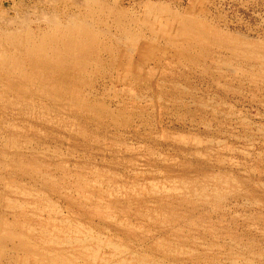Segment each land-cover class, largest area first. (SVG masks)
I'll list each match as a JSON object with an SVG mask.
<instances>
[{"label": "rangeland", "instance_id": "1", "mask_svg": "<svg viewBox=\"0 0 264 264\" xmlns=\"http://www.w3.org/2000/svg\"><path fill=\"white\" fill-rule=\"evenodd\" d=\"M84 1L0 0V25L17 27L16 14L24 12L64 18L85 12ZM98 1L135 19L124 39L127 44L140 40L135 59L152 27L190 31L194 21L211 41L206 47L200 39L185 53L153 48L138 82L119 76L101 51L96 54L101 68L85 76L92 84L60 90V102L33 92L23 102L16 93L0 96V150L6 151L0 152V232L6 230L3 219L17 217L32 224L33 243L77 252L76 264H140L141 253L165 264H193L195 246L200 254L218 256V264H232L233 258L264 264V0ZM95 18L106 22L112 16ZM215 38L232 41L223 47ZM239 39L254 55L233 52ZM176 54L187 58L170 63ZM19 150L35 158L40 172L24 173L11 164ZM212 185L243 193L255 188L259 201L244 196L217 206H182L179 192L185 187L193 197L195 188ZM154 188L171 193L149 195ZM178 208L186 212L173 221ZM204 219L214 224L213 235L204 230ZM194 220L200 221L194 227L200 233L193 232L192 242ZM78 238H87L85 249ZM158 238L170 249L161 251ZM41 263L14 251L12 243L0 244V264Z\"/></svg>", "mask_w": 264, "mask_h": 264}, {"label": "bare ground", "instance_id": "2", "mask_svg": "<svg viewBox=\"0 0 264 264\" xmlns=\"http://www.w3.org/2000/svg\"><path fill=\"white\" fill-rule=\"evenodd\" d=\"M81 3L79 2L78 4ZM83 4L89 7L85 12L70 13L64 18L55 12L43 11L40 15L33 16L29 12H24V14L19 15L15 11L14 16L15 14L16 16L18 15L17 18L15 17L14 22L12 18L10 20L12 19L11 21L17 24V27L5 28L0 25V96L5 97L16 93L15 98L23 102L26 101L24 96L33 92L38 97H47L55 102H60L62 100V91L60 90L70 89V91L74 92L81 85L92 84L91 79H87L85 76L91 69L99 70L101 68L100 64L96 62V54L101 51L106 52L110 56L109 64L112 68L117 69L119 76L130 78L133 82H138L141 80L138 77L139 71L142 70V67L148 62V59L152 57L153 48H160L162 52L173 49L175 52L185 53L197 47L200 44V39L206 41L205 45L211 41L209 37L203 38V32L200 29L196 30L197 25L194 21L190 22V31L175 28L170 33L166 27H161L158 32L152 27V32L146 38L145 42L147 48H143L135 59L133 54L140 40L136 39L129 44L124 41V39L128 38L127 35L131 32V24L135 20L132 15L127 10H123L115 4L107 6L104 1L85 0ZM106 12H109L112 16L110 21L106 20L104 22L101 18H95L96 15L103 16ZM179 18L180 20L186 19L184 16H180ZM4 20L2 18L3 22L6 21ZM11 21L8 23L11 24ZM112 30H115V33ZM158 38H162L165 41L164 46L158 43ZM231 41V38L224 42L218 38L213 40L215 43L223 44V47ZM242 47L243 45L240 39L237 40V46L233 49V52L237 53L239 50L242 51L245 49H242ZM149 48H151L150 51L148 50ZM148 53L150 56H148ZM243 53L245 55H249L250 53L249 56L254 55L250 52L249 48L247 51L243 50ZM184 58L187 57L185 56ZM184 58H180L179 54L172 55L169 62L181 64ZM102 108L109 111V113H113L105 105ZM0 152L2 154L6 153L4 149H1ZM11 162L14 167L24 173L32 174L40 172L35 158L27 159L25 156H21L20 150L14 156H11ZM47 179L51 182L50 177ZM225 183L227 184L226 180ZM189 192L186 187L179 192L182 193L180 199L182 206L185 208L193 206L191 203L194 202L196 205L201 203L217 206L229 197L238 199L239 197L247 196L249 199L250 197L251 199L254 198L256 202L259 201L255 197V188H250L243 193L241 188L231 187V189H226L220 185H212L195 188L193 197L189 195ZM169 193L171 192L168 190L163 193L154 188L149 192V195L157 196L164 194L168 196L167 194ZM139 195L140 197L144 196V192H139ZM12 204L15 205L13 202ZM11 207L17 209L16 206ZM191 208L188 207L186 210ZM186 210L178 208L175 213V218H172V220L179 221L183 216L180 211L186 212ZM258 219H263V216L259 214ZM198 222L200 221L194 220L189 224L190 231H192L193 235L192 242H195V238H197V235L193 232L197 231L200 233V229L196 230L194 228L199 226ZM202 222L205 226L204 230L206 233L213 235L215 231L214 224L208 221V219ZM1 223L3 228L6 229L3 233L0 232L1 245L12 243L14 251L36 256V260H41V264H76L77 252L69 255L59 250L41 249V246L33 243V239L29 234V231L33 229L31 223H22L17 220V217L13 221H8V223L3 219ZM120 225L125 226L129 224L123 222ZM181 230L182 228L178 229V231ZM206 233L203 234L207 235ZM175 234H178V232ZM86 240L87 238L77 239V242H79L83 249H85L83 246ZM51 241L54 244H60L54 239H51ZM163 241L158 238L155 245L161 251L169 250V244L167 245ZM110 244L114 246L112 242ZM164 246H166V249H164ZM193 250L199 252L192 256L193 264H218L220 262L218 256L200 254L202 252L196 246ZM122 261H126V259ZM246 261L253 263L251 258H248ZM104 262L107 261L104 260L100 264H104ZM137 262L140 264H165L164 261L154 260L153 257L148 258L143 253L137 257ZM231 263L241 264L238 258H233Z\"/></svg>", "mask_w": 264, "mask_h": 264}]
</instances>
